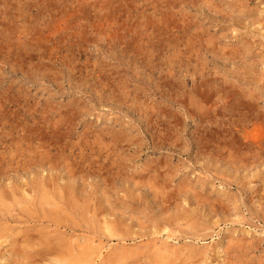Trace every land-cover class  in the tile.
Listing matches in <instances>:
<instances>
[{"label": "rangeland", "instance_id": "374dc122", "mask_svg": "<svg viewBox=\"0 0 264 264\" xmlns=\"http://www.w3.org/2000/svg\"><path fill=\"white\" fill-rule=\"evenodd\" d=\"M0 264H264V0H0Z\"/></svg>", "mask_w": 264, "mask_h": 264}]
</instances>
